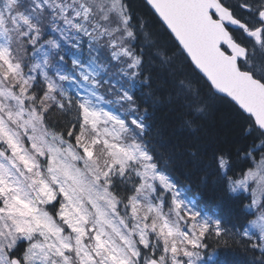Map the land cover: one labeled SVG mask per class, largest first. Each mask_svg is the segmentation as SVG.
Segmentation results:
<instances>
[{
	"label": "snow or ice",
	"instance_id": "obj_1",
	"mask_svg": "<svg viewBox=\"0 0 264 264\" xmlns=\"http://www.w3.org/2000/svg\"><path fill=\"white\" fill-rule=\"evenodd\" d=\"M143 6L171 50L133 0H0V264H212L221 243L264 264V0ZM162 86L189 131L238 116L242 143L184 149L235 222L157 148Z\"/></svg>",
	"mask_w": 264,
	"mask_h": 264
},
{
	"label": "trees",
	"instance_id": "obj_2",
	"mask_svg": "<svg viewBox=\"0 0 264 264\" xmlns=\"http://www.w3.org/2000/svg\"><path fill=\"white\" fill-rule=\"evenodd\" d=\"M133 3L137 12L145 15L150 21L152 30L160 33L158 37L160 43L166 44L168 50H171L172 42L169 41L158 18L148 15V9L143 6L144 0H133ZM160 71L164 80L170 79L167 70ZM169 90L167 86H162L158 93L164 102L157 106L154 116L153 129L154 132L157 130L159 132V136L156 137V146L164 152L176 151L179 148L180 151L176 153V177L186 189L187 195L196 199L210 215H218L229 224L235 222L239 214V208L234 202L235 198L213 183L211 175L208 176L207 182L202 184L201 180L207 171L204 164L193 161L184 149L199 147L210 154L214 148L242 143L239 118L229 104L218 102L207 116L196 118L198 126L196 131H189L181 127L178 109L166 101ZM208 251H214L212 264H248L251 258L241 248L225 246L223 243L215 250Z\"/></svg>",
	"mask_w": 264,
	"mask_h": 264
},
{
	"label": "rangeland",
	"instance_id": "obj_3",
	"mask_svg": "<svg viewBox=\"0 0 264 264\" xmlns=\"http://www.w3.org/2000/svg\"><path fill=\"white\" fill-rule=\"evenodd\" d=\"M215 256V255H214Z\"/></svg>",
	"mask_w": 264,
	"mask_h": 264
}]
</instances>
